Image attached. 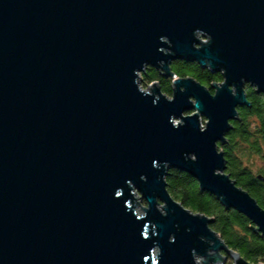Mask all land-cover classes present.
I'll list each match as a JSON object with an SVG mask.
<instances>
[{
  "label": "water",
  "instance_id": "1",
  "mask_svg": "<svg viewBox=\"0 0 264 264\" xmlns=\"http://www.w3.org/2000/svg\"><path fill=\"white\" fill-rule=\"evenodd\" d=\"M149 67L171 97L140 86ZM246 86L264 95V0H0V264H249L165 181L188 174L264 239L219 150Z\"/></svg>",
  "mask_w": 264,
  "mask_h": 264
},
{
  "label": "trees",
  "instance_id": "2",
  "mask_svg": "<svg viewBox=\"0 0 264 264\" xmlns=\"http://www.w3.org/2000/svg\"><path fill=\"white\" fill-rule=\"evenodd\" d=\"M170 70L176 78H192L208 90L223 82L221 73H212L197 63L175 61ZM172 82L173 79L164 78L151 67L140 75L143 89L156 84L168 97L172 94ZM245 94L251 106L237 110L240 121L232 123L233 129L228 133L226 143L219 144V150L226 160V173L264 210V95L256 93L250 86L245 87ZM165 181L173 200L194 214L213 219L210 228L228 249L249 264H264V239L254 232L247 218L226 210L214 196L201 192L196 180L186 173L170 170Z\"/></svg>",
  "mask_w": 264,
  "mask_h": 264
},
{
  "label": "rangeland",
  "instance_id": "3",
  "mask_svg": "<svg viewBox=\"0 0 264 264\" xmlns=\"http://www.w3.org/2000/svg\"><path fill=\"white\" fill-rule=\"evenodd\" d=\"M140 86H141V84H140ZM201 124L202 125H204V119H201ZM255 165H256V163H255ZM258 166V165H257ZM135 198H138L137 196H135ZM137 203H140L141 204V206H144L145 204H142L141 202H140V200L138 199L137 201H136ZM139 204V205H140ZM140 207V206H139ZM137 208V213H139V214H141V211H140V208ZM226 257V256H225ZM228 258V257H227ZM233 263V260L232 259H230V258H228V260H227V262H226V264H232Z\"/></svg>",
  "mask_w": 264,
  "mask_h": 264
},
{
  "label": "flooded vegetation",
  "instance_id": "4",
  "mask_svg": "<svg viewBox=\"0 0 264 264\" xmlns=\"http://www.w3.org/2000/svg\"><path fill=\"white\" fill-rule=\"evenodd\" d=\"M233 264V263H232Z\"/></svg>",
  "mask_w": 264,
  "mask_h": 264
}]
</instances>
